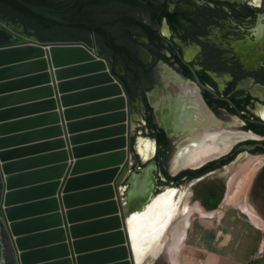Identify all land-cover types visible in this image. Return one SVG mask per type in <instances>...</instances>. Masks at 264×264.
Returning a JSON list of instances; mask_svg holds the SVG:
<instances>
[{
    "label": "water",
    "instance_id": "obj_1",
    "mask_svg": "<svg viewBox=\"0 0 264 264\" xmlns=\"http://www.w3.org/2000/svg\"><path fill=\"white\" fill-rule=\"evenodd\" d=\"M13 1L57 25L78 24L52 16L63 11ZM0 27L22 40L0 44V264L6 263L1 232L12 264H41L50 260L56 261L46 264L103 261L105 264H141L149 255L142 256L151 247L148 238L158 236L159 242L169 224L171 210H163L162 206L155 212L156 221L147 223L155 205L164 198L154 200L152 197L155 190L151 175L153 160L128 174L132 132L130 104L122 84L110 72L109 61L82 42H40L1 22ZM81 87L88 89L69 94ZM82 100L94 103L61 111ZM84 114L97 117L64 124V120ZM83 126H102L100 128L104 129L85 137L106 140L72 149L75 156L96 155L74 165L75 171L92 168L94 173L66 181L70 167L67 169L63 163L66 159L63 151H57L63 146L56 138L60 137V130L64 137L66 130L69 133ZM220 156L186 168H199ZM59 178H62L60 182ZM85 182L96 188L60 198L64 184L63 194ZM123 182L126 188L121 186ZM83 199L94 205L72 210ZM86 216L101 219L73 225ZM97 232L102 235L70 242L83 233ZM92 247L110 249L74 259L73 252L80 254Z\"/></svg>",
    "mask_w": 264,
    "mask_h": 264
},
{
    "label": "flooded vegetation",
    "instance_id": "obj_2",
    "mask_svg": "<svg viewBox=\"0 0 264 264\" xmlns=\"http://www.w3.org/2000/svg\"><path fill=\"white\" fill-rule=\"evenodd\" d=\"M37 4L63 11L52 14L61 20L69 17L71 22L86 24L83 27L93 33L90 39L100 34L102 57L110 65L114 46L133 54L139 70L128 98L133 125L128 174L153 160L154 200L163 197L165 189L187 187V202L201 203L205 195L216 202L213 186L192 192L188 187L225 173L239 154L262 151L259 155L264 157V0H37ZM116 62L115 72L129 83L131 77ZM160 81L161 89L157 88ZM171 81L177 85L172 100ZM169 105L173 113L168 125L162 126L157 110ZM231 119L236 120L233 126L227 124ZM206 136L221 148L216 157L225 154L202 165L214 163L192 178L174 179L198 169L172 170L184 147ZM228 137L237 139L230 147L221 146ZM145 144L150 146L148 151L143 149ZM121 186L126 188L124 182ZM195 192L200 196L190 200ZM180 197L183 200L184 195ZM165 200L153 208L155 217ZM190 208H185L186 214Z\"/></svg>",
    "mask_w": 264,
    "mask_h": 264
},
{
    "label": "crops",
    "instance_id": "obj_3",
    "mask_svg": "<svg viewBox=\"0 0 264 264\" xmlns=\"http://www.w3.org/2000/svg\"><path fill=\"white\" fill-rule=\"evenodd\" d=\"M73 79L76 78H71L70 80ZM70 80H63V82ZM84 89L87 88L81 87L72 91L73 93H77L84 91ZM72 91L69 94H73ZM91 103L94 102H89L85 100L77 101L71 106H66L65 109L61 108V111L71 108L83 107ZM94 117H97L96 114L79 115L71 120H68V122L64 120V124L81 123L86 119H92ZM100 127L102 126H83L82 128L70 131L69 133L66 130V136L64 137H62V131L59 128L61 135L59 138L56 139H60L62 141L63 147L58 151H63L66 158L65 162L63 163L67 167V169H69L70 167L66 176V181L68 179H76L77 177H82L84 175L94 173V170H92V168H82L80 172L75 171L74 165L77 161L90 159L92 157H95L96 155L86 153L82 154L81 156H75L72 153V149H75L77 147H84L90 144L106 140V138L100 137H85L86 135H90L92 133L98 132L101 129H104ZM77 137L85 138L79 142H75L74 139ZM71 163L72 166H70ZM64 173L65 171L63 172L61 177L64 176ZM61 179L62 178H59V180L57 181L60 182ZM63 186L61 189L60 198H62V196L66 194L76 195L78 193L86 192L96 188L92 184H88L85 182L81 186H75L70 192L66 191L65 194H63L65 184ZM186 192V189L180 188H168L163 191L162 196L164 199H167L164 201L166 202V204L164 202L161 203L155 212H157L163 206V204H165V208L171 210L170 221L165 232L160 237L159 242H157V239L159 237L155 236V238L152 240L153 242L151 244V247L146 250V252L142 253V256L143 254L149 255L142 261L141 264H156L159 259L163 260L165 264H261V254L263 252L264 247V228L256 224L258 221L257 219L253 218L257 220L256 222H254L250 217L249 221L247 218L241 216L239 211L242 210L239 207L222 208L223 203L218 201L210 202V197L208 195H205L203 196V198H201V203L198 201L189 203L187 202L188 193ZM182 195H184V198L183 200H180L181 197L179 198V196ZM91 204L94 205V202H89L87 199H83L82 202L76 203L73 206L72 210L78 211L80 209H83L84 207L90 206ZM190 207H193L196 210V216L192 217L190 220L187 217L185 219V226V223L183 222L184 215L186 214L185 208ZM63 211L65 212V209ZM98 219L101 218L86 216L77 219V221H75L73 225H81L83 223L92 222ZM261 224L264 225L263 222ZM68 225L69 224H67V227H69ZM184 226L185 229L182 235L183 237L179 239V235L177 233L180 232L181 228H183ZM98 233L102 232L83 233L80 235V237H75V240L70 239V242L79 241L82 239H89L92 237H97L98 235H102ZM176 234L177 237H174ZM68 236L70 238L69 233ZM175 238H178L179 240H176ZM64 239H67L66 234H64ZM152 248H154L153 254L150 253ZM108 249L110 248L97 247L96 249H94V247H92L91 249H87V251L85 252H80V254L74 253L73 250L72 252L74 259H76V257L80 255H88ZM50 261L42 262L41 264H46ZM96 264L105 263L103 261L102 263L98 262Z\"/></svg>",
    "mask_w": 264,
    "mask_h": 264
},
{
    "label": "trees",
    "instance_id": "obj_4",
    "mask_svg": "<svg viewBox=\"0 0 264 264\" xmlns=\"http://www.w3.org/2000/svg\"><path fill=\"white\" fill-rule=\"evenodd\" d=\"M25 3L38 5L37 0H21ZM66 22L73 21L72 19L64 18ZM0 22L11 28L10 26H19L21 31L19 34L33 38L40 42H82L86 45L93 47L100 56H103V44L102 37L94 35V39H90V35L93 33L83 25L76 24L74 26H60L43 18L30 13L27 9L19 5L13 0H0ZM12 29V28H11ZM112 60L114 63L110 66L111 74L122 84L126 95L130 97V85L137 83V72L139 66L135 60L133 54L122 47H112ZM120 61L123 69L126 72V76H130L129 83L125 78L121 77L114 70V65ZM259 154H263L259 151ZM214 163H208L196 170L184 171L175 176L174 179H178L180 176H187L192 178L210 168ZM2 239L4 240L3 233L1 232Z\"/></svg>",
    "mask_w": 264,
    "mask_h": 264
},
{
    "label": "rangeland",
    "instance_id": "obj_5",
    "mask_svg": "<svg viewBox=\"0 0 264 264\" xmlns=\"http://www.w3.org/2000/svg\"><path fill=\"white\" fill-rule=\"evenodd\" d=\"M10 27L12 28V30L16 31L17 33H19L21 31V28L19 26H10ZM9 34L11 35L12 39L22 41L21 38H18L16 36L12 35L10 32H9ZM157 86H158L157 88H160V89L163 87L161 85V81L159 82V84ZM235 121H236L235 119H231L227 124H230L233 126V124H235ZM239 125H240V123H239ZM132 127H133V125H132ZM221 128H226V127L222 126ZM227 129H229V131H231V132H240L241 131V129H239V128H227ZM184 143H185V141L179 145V148ZM148 147L150 148V146L148 144H145L143 147L144 151H146V150L148 151ZM257 157H263V156L259 155V154H255L252 156H248L244 153L239 154L236 157V159L233 161V165L230 166L225 171V173H220L219 174L220 176L218 175L217 178H216V175L215 176H209L207 179H205V180H203V181H201V182H199V183H197L191 187H188V190L190 192L195 191V190L199 191V190H203V189H208V187L213 186V189H211L212 193L215 197V198H213V200L214 201L217 200L218 202L223 203L222 208L239 207L243 211V212L239 211L241 216L247 218L248 220H249V217L255 218L258 221L261 220L264 223V161H263V164L254 172V174L252 175V177L250 179V182L248 183L246 188L242 191V194H240L238 204H234V203H231V202L226 200L227 194L229 193V191L234 186V182L236 180H238L240 177H242L244 175L245 171L251 166L252 158H257ZM217 179L220 181H218ZM215 185H218V188L214 187ZM186 189H187V187H186ZM195 193H196V196L190 197V200L191 199L194 200L195 198H198L200 196L199 192H195ZM194 216H196V210L193 207H191L189 209L188 213L186 214L184 220H183V222L185 223V226H186L185 219L188 217L190 220ZM154 221H156V217L153 220H151L149 224L154 223ZM185 226L183 228H181L180 232L177 233L179 235V237H178L179 239H181L183 237L182 235H183ZM177 234L174 237H177ZM178 238L177 239L175 238V239L179 240ZM1 243H2V248H3L2 249V255L6 261L5 264H7V262H8V264H12L11 258H10L11 256H10L9 251H8V247L7 248L5 247V245H4L5 242L3 239L1 240ZM261 256H262V258L260 261L262 264V263H264V247H263V252H262ZM156 264H165V263L163 260L159 259Z\"/></svg>",
    "mask_w": 264,
    "mask_h": 264
},
{
    "label": "bare ground",
    "instance_id": "obj_6",
    "mask_svg": "<svg viewBox=\"0 0 264 264\" xmlns=\"http://www.w3.org/2000/svg\"><path fill=\"white\" fill-rule=\"evenodd\" d=\"M15 42H20V41L16 40V39H12L9 32L6 29H4L3 27H0V44L15 43ZM168 90L171 93V100H172V98H174L176 93H177V85L171 81L170 85H168ZM72 93H73V91H72ZM151 100H152V98H151ZM172 107H173V105H169L168 107H163L162 109L157 110V114H158V117H159V120H160V123L162 126L168 125V118L170 119V117L173 113L171 111ZM189 107L190 108L193 107V109H194V105H190ZM175 110H177V109H175ZM194 111H195V109H194ZM55 112H56V110H55ZM233 139L235 140L237 138H233ZM233 139H231L230 137L224 138L221 142L222 143L221 146L230 147L232 145V142L234 141ZM220 149H221L220 147L215 148V146L213 145L212 139H210L208 136H206L204 141L192 143L188 146L186 145V147H184V149L181 151V153L176 157L175 161L173 162V168H172L173 173H175L178 169H183L186 167H196V166L202 164L203 162H205L207 159H211L213 157H216L218 155V153H220V151H221ZM75 159H76V157H75ZM251 161H252L251 166L245 171L244 175L234 182V186L232 187V189L227 194V197H226L227 201L234 203V204H238L240 194H242V191L246 188V186L250 182V179H251L252 175L254 174V172L263 164L264 158L263 157L252 158ZM3 178H4V176H2V179ZM149 217L150 218H149L147 223H150V221L155 218V216L153 214ZM252 220L254 222L257 221L253 218H252ZM256 224L258 226L264 228V225L261 224L260 222L257 221ZM154 238H155V236L154 237L150 236L148 238V239H150L149 241L151 244H152V242H153L152 240ZM139 239H141V238H139ZM139 239L137 240V242H139Z\"/></svg>",
    "mask_w": 264,
    "mask_h": 264
}]
</instances>
